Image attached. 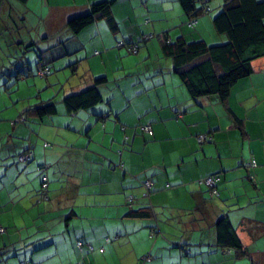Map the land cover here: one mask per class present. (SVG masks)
<instances>
[{
  "label": "crops",
  "instance_id": "obj_1",
  "mask_svg": "<svg viewBox=\"0 0 264 264\" xmlns=\"http://www.w3.org/2000/svg\"><path fill=\"white\" fill-rule=\"evenodd\" d=\"M100 1L0 0V264H264V56L226 99L193 97L162 41L225 39L205 35L211 15L189 28L178 0H112L117 31L100 18L74 33L70 18ZM12 23L25 34L3 37ZM101 76L102 102L70 112L64 97ZM20 81L36 91L21 94L22 107L6 97ZM45 88H58L60 100ZM32 98L40 100L24 104ZM48 100L55 114L26 112ZM44 163L49 187L39 199ZM213 173L216 194L199 181ZM25 215L21 226L6 220ZM223 216L246 251L218 242Z\"/></svg>",
  "mask_w": 264,
  "mask_h": 264
},
{
  "label": "trees",
  "instance_id": "obj_2",
  "mask_svg": "<svg viewBox=\"0 0 264 264\" xmlns=\"http://www.w3.org/2000/svg\"><path fill=\"white\" fill-rule=\"evenodd\" d=\"M20 1L26 2L27 0ZM178 1L189 17L187 21L189 28H195L199 18L212 11L208 3L209 0ZM112 5V0L93 3L87 12L70 18V28L74 33H80L96 20L105 18L110 28L117 31L119 25L113 14ZM212 17L215 30L221 35L225 34L227 41L210 44L203 39L188 41L184 37L172 41L168 35H165L162 41V49L166 55L173 59L174 70L191 96L217 95L226 99L234 84L254 71L253 61L264 56V0H225L219 11ZM135 44L140 47L138 41H132L129 49ZM45 67L49 68L47 65L40 67L38 73ZM105 81V76L97 77L92 85L79 92L67 94L64 101L68 110L76 112L102 102L103 95L99 86ZM56 111V103L48 100L31 105L26 112H32L42 117L55 114ZM23 154H29L30 159L32 158L31 151ZM45 168L42 165L38 166L41 176L39 199L45 197L48 190H45L42 185V176L44 175L42 170L44 171ZM213 174L220 175V173ZM3 228L5 231V227ZM217 234L218 242L222 246L246 251L228 216L218 219ZM22 263L34 264L31 258L23 259Z\"/></svg>",
  "mask_w": 264,
  "mask_h": 264
},
{
  "label": "rangeland",
  "instance_id": "obj_3",
  "mask_svg": "<svg viewBox=\"0 0 264 264\" xmlns=\"http://www.w3.org/2000/svg\"><path fill=\"white\" fill-rule=\"evenodd\" d=\"M221 1H223V0H209L208 1V3L209 4H212L213 6H215L214 7V9L211 11V12H209V13H206L204 16H206V15H211L210 17H212L213 15H215L216 14V12H218L219 11V9H220V7L218 6L219 4H220V2ZM201 17H203V16H201ZM213 18V17H212ZM211 18V19H212ZM3 21H1L0 22V28H2L3 26ZM7 34H5L3 37H6V35H8V34H11V33H17V34H19L18 32L19 31H21V34H25V30L23 29V28H21V29H18L17 27H16V23H12L8 28H7ZM196 31H198L197 29H194V32H196ZM210 33L211 34H213V35H218V36H223L225 39H221V40H215L214 38H213V41H209L210 42V44H219V43H223V42H225L224 40H226L227 39V37H226V35L224 34H219L216 30H215V28H214V25H213V22H209V31L208 32H206L205 33V35L207 36V37H210L211 35H210ZM0 35H2V33H1V31H0ZM2 37V36H1ZM227 41V40H226ZM30 48V47H29ZM6 49V48H5ZM4 49V50H5ZM28 49V48H27ZM0 50L2 51V53L4 54V55H6V53H5V51L3 50V48H0ZM26 50V49H25ZM37 50L36 49H34L33 48V50H29V53H33V56L34 55H36L37 56ZM6 58H7V60L8 61H10V57H7L6 56ZM6 69H7V71H9V72H12L13 73V71L11 70V68H10V66H6ZM73 73V65H69L68 67H66L65 68V70L63 71V75L64 76H70L71 74ZM15 77H16V73H14L13 74ZM5 76H9V74H6ZM32 77V76H31ZM3 85V84H2ZM15 86V87H14ZM14 86H12L13 88H9L10 90H11V92H10V90L9 91H7L6 90V93H7V95H6V97H8V95H9V93H11V95L13 96V98H15V99H18V101H20L19 103H16V105H19V107H22L23 106V104L21 103V101L22 100H19V98L22 96L21 94H24V96H31L32 94V96H34L35 94H36V91H32L33 89H34V87L32 86H28V84L26 83V82H22V81H20L18 84H15ZM5 87L4 86H0V99L2 100H4V97H3V93L1 92V90H3ZM37 90V89H36ZM60 90H62V92H64V88L63 87H61L60 88ZM4 91V90H3ZM33 92V93H32ZM58 92V88H56V89H54V88H45V89H43L42 91H41V93H43V94H48L47 95V97H45V98H50V96H53V97H55L57 100H60V95L57 93ZM26 94V95H25ZM62 96V95H61ZM29 100V101H28ZM35 100L37 101V100H40V99H34V98H32V99H27V103L25 102L24 104H30V102H32V103H34L35 102ZM11 102V101H10ZM12 103V102H11ZM6 105H9V102H7V103H5ZM15 119V118H14ZM10 121H12V119L10 120ZM42 166H46L47 164L46 163H44V164H41ZM46 171H47V168H46ZM42 211H43V209H41ZM48 215V213H41L40 214V216L39 217H46ZM26 217H28V215H25V217H14V216H11V217H7V219L6 220H13V223L15 224V221H16V223H18V226H21V224L23 223V220L26 218ZM4 219H5V217H4ZM42 219V218H41ZM41 219H39V221L40 222H42V220ZM15 220V221H14ZM31 221V217L29 218L28 217V222H30Z\"/></svg>",
  "mask_w": 264,
  "mask_h": 264
},
{
  "label": "built area",
  "instance_id": "obj_4",
  "mask_svg": "<svg viewBox=\"0 0 264 264\" xmlns=\"http://www.w3.org/2000/svg\"><path fill=\"white\" fill-rule=\"evenodd\" d=\"M138 48H139L138 44H135V45L130 47V50L132 52L136 53L138 51ZM48 73H50V69L48 67H45L44 69L39 71L40 75H46ZM21 119L24 120L25 117H21ZM142 128H143L144 131H150L151 130L150 124L144 125ZM211 138H212V136L209 135V134H199L198 135V139L201 142L207 141V140H209ZM48 144L49 143H46V145H48ZM21 159H23V160L30 159V155L29 154H23L21 156ZM256 164L257 163H256L255 159H250V160H248L246 162V165H248V166H255ZM45 171H46V168L44 169V171L42 170V172H44L43 173L44 175L42 176V180H43L42 185H43L44 189L47 190L48 187H49V177H48V175H47V173ZM219 180H220V175L219 174H211V175H208V176H205V177L201 178L199 181L201 183H204L205 185H207L209 187V189L211 191V194H216V193H218L217 183H218ZM145 185H146L147 189L149 190L150 187L152 186V181L151 180H147L145 182ZM133 199H134V196H130L129 197L130 201H133ZM0 231H4V228L0 227ZM78 244H79V246H81L82 242L79 240ZM92 248L93 247H91V249ZM101 250L103 251L104 247H102ZM75 264H85V263L82 261V262L75 263Z\"/></svg>",
  "mask_w": 264,
  "mask_h": 264
}]
</instances>
